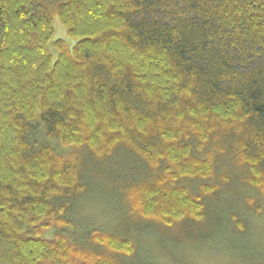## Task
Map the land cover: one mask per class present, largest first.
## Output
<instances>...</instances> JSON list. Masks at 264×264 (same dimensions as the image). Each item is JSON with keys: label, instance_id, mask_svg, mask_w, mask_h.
I'll return each mask as SVG.
<instances>
[{"label": "trees", "instance_id": "obj_1", "mask_svg": "<svg viewBox=\"0 0 264 264\" xmlns=\"http://www.w3.org/2000/svg\"><path fill=\"white\" fill-rule=\"evenodd\" d=\"M91 186L120 226L72 218ZM224 209L264 210V0H0V264H115Z\"/></svg>", "mask_w": 264, "mask_h": 264}, {"label": "rangeland", "instance_id": "obj_2", "mask_svg": "<svg viewBox=\"0 0 264 264\" xmlns=\"http://www.w3.org/2000/svg\"><path fill=\"white\" fill-rule=\"evenodd\" d=\"M54 26L56 38H67L58 20ZM99 187L102 189L87 188L74 202L72 218L82 226L116 228L121 213L108 204L112 198L104 195L105 191L102 194L103 187ZM222 212L223 219L218 215L212 221H181L169 227L152 221L148 229H131L129 233L137 241L136 256L110 255L115 264H264V210L257 217L242 213L233 222L226 217L227 209ZM132 216L131 220L137 221Z\"/></svg>", "mask_w": 264, "mask_h": 264}]
</instances>
